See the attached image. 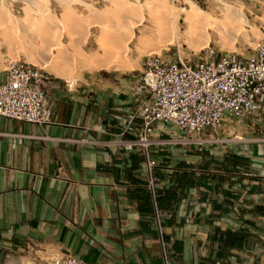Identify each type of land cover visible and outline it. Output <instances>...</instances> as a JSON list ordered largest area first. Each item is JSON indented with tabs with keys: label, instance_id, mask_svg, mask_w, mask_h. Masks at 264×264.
Masks as SVG:
<instances>
[{
	"label": "crops",
	"instance_id": "obj_1",
	"mask_svg": "<svg viewBox=\"0 0 264 264\" xmlns=\"http://www.w3.org/2000/svg\"><path fill=\"white\" fill-rule=\"evenodd\" d=\"M44 70L51 121L0 117V264H48L62 254L86 264H264V141L230 153L257 168L154 145L157 189L175 186L176 173L195 180L174 211L159 210L160 233L152 196L153 213L140 210L151 195L145 157L122 143L141 127L129 120L142 98V62L128 71ZM159 131L171 132L152 137ZM227 230L243 235L240 247H220Z\"/></svg>",
	"mask_w": 264,
	"mask_h": 264
},
{
	"label": "rangeland",
	"instance_id": "obj_2",
	"mask_svg": "<svg viewBox=\"0 0 264 264\" xmlns=\"http://www.w3.org/2000/svg\"><path fill=\"white\" fill-rule=\"evenodd\" d=\"M31 1L36 8H28L27 0H0V66H6L9 60L23 59L43 69L63 74L114 68L128 71L138 67L145 56L156 53H168L172 57L187 56L193 60L199 49L206 45L246 56L253 52L258 40H264V3L251 0H117L118 4L122 3L120 6L115 0ZM191 5L203 11L202 19L223 25H226V6L241 8L248 24L243 23L240 30H235L226 39L213 30H207L203 38L198 36L199 39L187 41L183 35L186 26L183 13ZM118 7H122L119 8L121 11ZM91 12L102 15L99 22H94L90 17ZM164 14L168 15L164 17ZM161 16L174 30L175 38L169 43L156 39L155 20L161 19ZM126 19L128 26H132L130 30L123 26ZM121 31L129 33V37L121 34L119 41L118 34ZM41 36L43 39H40ZM44 50L49 53L46 61L41 56ZM259 120L264 126V118ZM248 124L236 126L232 123L225 127V131L213 133L211 136L214 139L205 143L201 151L193 144L180 147L191 155L207 152L209 157L221 156L224 164H229L231 159L225 155L232 156V151L246 150L264 141V127L260 130L255 128V123L253 126ZM235 134L240 138H234ZM154 136L164 142L179 138L174 131H159ZM198 164L196 162V166H192L199 168ZM238 165L257 168V165L248 162Z\"/></svg>",
	"mask_w": 264,
	"mask_h": 264
},
{
	"label": "built area",
	"instance_id": "obj_3",
	"mask_svg": "<svg viewBox=\"0 0 264 264\" xmlns=\"http://www.w3.org/2000/svg\"><path fill=\"white\" fill-rule=\"evenodd\" d=\"M4 72L5 78L0 81V117L40 125L49 123L52 112L45 105L43 87L47 72L23 59L9 60ZM71 84L65 82L68 89ZM136 93L142 98L129 121L138 119L141 127L133 140L122 143L129 149H141L147 188L155 203L158 178L151 152L154 145L193 144L201 151L205 143L214 139L211 135L225 131L226 126H241L264 118V40H258L253 52L246 56L210 45L200 48L193 60L168 53L147 55L142 60ZM155 130L174 131L179 138L164 142L152 137ZM234 138L240 137L235 134ZM155 218L161 233L157 208ZM162 246L165 247L164 241ZM48 264L86 263L75 255L62 254L50 258Z\"/></svg>",
	"mask_w": 264,
	"mask_h": 264
},
{
	"label": "bare ground",
	"instance_id": "obj_4",
	"mask_svg": "<svg viewBox=\"0 0 264 264\" xmlns=\"http://www.w3.org/2000/svg\"><path fill=\"white\" fill-rule=\"evenodd\" d=\"M117 0H115L116 2ZM119 1H117V6H120L122 3H119ZM28 4V8H36V6H34V3L31 0H27L26 2ZM2 4V3H0ZM159 4V3H158ZM115 5V4H114ZM163 6V5H162ZM225 6V5H224ZM125 7V6H124ZM123 7V8H124ZM152 7V6H151ZM155 7V6H154ZM227 7V11L225 14L226 17V25L223 24H218V23H214L212 21L206 20V18L202 19V13L203 11L199 8L196 7L194 5H191L187 10L184 11L183 13V19L184 22L186 23L185 29L183 31V35L185 37V39L188 40H192L195 38H198V36H200V38L206 35L207 30H213L214 32H216L220 37H222V39H226L228 36L233 35L235 30H240L242 28V24H248V20L246 15L244 14V12L241 10V8L236 9L235 7H230V6H226ZM120 7H118L119 10ZM122 8V7H121ZM120 8V9H121ZM149 8V7H148ZM162 8V7H161ZM117 9V7H116ZM150 9V8H149ZM154 9V8H153ZM158 9V8H157ZM164 9V7H163ZM25 10V9H24ZM123 10V9H122ZM127 11V9H125ZM165 10V9H164ZM121 11V10H119ZM124 11V10H123ZM154 11L156 12V9H154ZM152 10V12H154ZM1 12V11H0ZM3 12V11H2ZM151 12V14H152ZM166 12V10H165ZM26 13V12H25ZM122 13V12H121ZM163 13V12H162ZM120 14V13H119ZM125 14V13H124ZM156 15H158V13H155ZM104 15V14H103ZM126 15V14H125ZM154 15V13H153ZM160 15V14H159ZM168 15V14H166ZM166 15L164 14V17H166ZM122 16V15H121ZM155 16V15H154ZM163 16V15H162ZM161 16V19H156L155 20V34H156V39L158 40H165L167 41L166 43H169L173 40V38H175L174 35V30H172L173 27H170V24H167L168 22L165 20L166 18H164V20L162 19L163 17ZM90 17L93 18L94 22H99L100 18H102V15L96 13L90 14ZM125 17V16H124ZM169 17V16H168ZM173 17V16H172ZM158 18V16H157ZM99 19V20H98ZM108 20V19H107ZM121 20V18H120ZM128 21V19H126L125 21H123V26L125 27V29L130 30V28L132 26H128V24L126 23ZM134 21V20H133ZM170 21V20H169ZM133 23V22H132ZM131 23V25H132ZM122 24V23H121ZM135 24V23H134ZM110 25V24H109ZM175 25V24H174ZM173 26V25H171ZM124 29V28H123ZM124 29V30H125ZM121 30V28H120ZM236 31V32H237ZM120 32V31H119ZM241 32V31H240ZM243 32V31H242ZM124 34L125 36L129 37V33H127L126 31H124L122 33L118 34V40L120 41V35ZM236 34V33H235ZM45 35V34H43ZM39 36V35H38ZM122 36V35H121ZM42 37V36H41ZM115 37V36H114ZM231 37V36H230ZM40 38V37H39ZM113 38V37H112ZM205 38V37H204ZM40 39H43L40 38ZM115 39V38H114ZM199 39V38H198ZM229 39V38H228ZM117 40V39H116ZM115 40V41H116ZM118 41V42H119ZM122 41V40H121ZM125 41V39H124ZM127 41V40H126ZM191 42V41H190ZM188 43V42H187ZM41 44V43H40ZM117 44V43H116ZM206 44V43H205ZM43 45V44H42ZM56 46V44H54ZM113 45V43L111 44ZM110 46V45H109ZM207 46V45H206ZM206 46H203L201 48H205ZM57 47V46H56ZM54 48V46H53ZM109 48V47H108ZM110 49V48H109ZM41 50V49H40ZM38 51V50H37ZM42 51V50H41ZM45 51V50H44ZM43 51V52H44ZM48 51V50H47ZM45 51L42 55L41 53H39L41 56L44 57L45 61L48 58L49 53ZM36 52V51H35ZM38 54V55H39Z\"/></svg>",
	"mask_w": 264,
	"mask_h": 264
},
{
	"label": "trees",
	"instance_id": "obj_5",
	"mask_svg": "<svg viewBox=\"0 0 264 264\" xmlns=\"http://www.w3.org/2000/svg\"><path fill=\"white\" fill-rule=\"evenodd\" d=\"M232 165L236 164H247V160L245 157H242L240 155L234 154L232 156ZM224 164V163H223ZM231 164V163H229ZM229 164H224V165H229ZM179 166L184 167L185 164L182 162L179 163ZM203 169L205 167H202ZM156 174V171H155ZM157 176V175H156ZM175 180H176V185L173 187H170L169 189H155V202H156V208L158 210L161 209H168L171 211H174L175 205L177 201L181 197L182 193V186L183 185H192L195 180L192 177L185 176L184 174H175ZM143 205L140 206V210L146 213H153V207L151 203V195L146 194L144 197V202L142 203ZM217 231V229H216ZM224 237L220 236L219 245L220 247H240L242 244L243 240V235L237 234L233 231L227 230L223 233Z\"/></svg>",
	"mask_w": 264,
	"mask_h": 264
}]
</instances>
